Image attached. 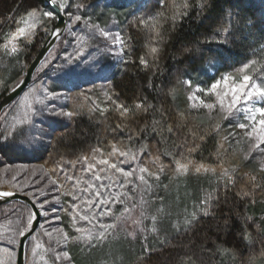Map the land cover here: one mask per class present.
I'll return each mask as SVG.
<instances>
[{
  "label": "trees",
  "instance_id": "obj_1",
  "mask_svg": "<svg viewBox=\"0 0 264 264\" xmlns=\"http://www.w3.org/2000/svg\"><path fill=\"white\" fill-rule=\"evenodd\" d=\"M100 1L68 3L73 14L84 16L86 12L92 22L119 32L128 43L123 59L90 28L84 46L94 51L96 62L82 66L85 54L75 59L74 68L67 67L69 57L74 56L70 52L77 42V29L87 31L78 22L67 27L25 89L44 83L47 94L55 92L58 98L39 109L43 111L38 120L14 126L22 134L14 131L7 141L0 138V191L28 194L38 206L45 202L44 228L32 237L43 236L46 247L55 248L56 253L67 251L70 261L61 258L59 264H96L101 251H86L77 239L67 245L57 243L62 233L77 236L69 215L73 200L67 194L70 188L65 175L87 180L79 170L83 157L95 162L101 157L96 149L108 157L111 145L116 144L120 149L143 150L144 159L159 160L170 170L174 159L190 160L192 166L227 168L232 182L228 177L214 180L212 175H189L196 200L205 189L211 196L207 215L201 212L190 225L174 231L168 227V235L155 243L150 239L144 251L140 241L136 242L118 264H264V154L252 151L248 155L251 144L234 127L233 117L225 118L218 110L210 116L206 110L190 108L192 89L183 83L191 79L193 88H206L221 72L230 71V66L239 67L253 58V52L259 59L264 46V0H207L209 7L199 15L195 0H188L187 16L178 13L183 0H111L103 5ZM37 4L43 10L51 9L45 0H0V55L5 37ZM77 4L84 7L77 11ZM71 20L68 16V26ZM217 20L220 23H214ZM140 21H147V26ZM225 21H230L225 25L231 33L227 43L202 44ZM55 23L52 20L50 26ZM35 33L29 41L20 40L7 66L0 65V101L20 83L23 71L48 37L40 27ZM152 47L158 50L155 54ZM205 47L213 51L200 58ZM141 57L148 61L147 67L140 63ZM23 93L1 113L0 132L11 127L7 116L17 108ZM139 102L144 108H135ZM119 104L128 107V114L121 115ZM62 112L73 116L57 114ZM232 132L235 137L229 135ZM82 182L79 188L84 187ZM23 210L31 209L20 201L0 205V223H8ZM23 226L19 221L13 236H0V243L11 252L18 247ZM45 231L52 232V237Z\"/></svg>",
  "mask_w": 264,
  "mask_h": 264
},
{
  "label": "snow or ice",
  "instance_id": "obj_2",
  "mask_svg": "<svg viewBox=\"0 0 264 264\" xmlns=\"http://www.w3.org/2000/svg\"><path fill=\"white\" fill-rule=\"evenodd\" d=\"M74 2L75 0H73V3ZM47 3L53 6L54 11H44L39 4L30 8L27 11V17L22 18L20 21L24 26L18 27L14 33H10L5 37L6 43L2 45L5 53H16L18 51L16 42L21 39H31L32 36L36 34L34 30L37 27H40L43 30L48 22L56 19L60 16L61 12L67 10L65 14H67L73 21L80 22L85 28H91L93 34H98L99 37L111 44L113 48H116L115 55L123 59V53L128 47V43L119 33L113 32L106 26L102 28L99 24L92 22L91 18L87 17L86 12L84 16L73 14L71 11L72 5L69 4L67 0H47ZM195 6L197 8V15L203 13L205 8L209 7L207 0H195ZM82 7H84V5L77 4V11ZM180 7L183 8L182 12H179ZM189 10L190 5L188 0H183V4L178 6V13L182 16H187ZM230 15L231 14L229 13V16ZM139 23L145 26L148 24L147 21H140ZM214 23H220V21L217 20ZM226 24L230 25V21L221 23V26L217 28L209 38L205 39L202 44H226L231 34L230 28L225 26ZM61 34L62 33L56 29L51 33V35L57 37ZM157 51V48H151L152 54H155ZM211 51H213L212 48L205 47L200 54V58H203L205 52ZM259 52L261 53L259 59L256 58L257 53L253 52V58L247 59L246 62L241 63L239 67L230 66V71L221 72L219 78H213V82L206 88L201 87L200 85H196L195 88H193L191 79L183 82L189 89H192V92L188 97L190 108L196 109L197 111L201 109L206 110L210 116L213 112L218 110L219 112L224 113L225 118H234L236 121L234 127L239 129L242 136L251 144L248 155H251L252 151L264 154V46L261 47ZM82 54L83 53L78 50L74 58L79 59V56ZM69 59L71 60L73 57L70 56ZM140 63L145 67L148 65V61L143 57H141ZM101 71H103V68H101ZM217 71H219V68ZM44 91L46 90H42V94ZM197 93H199V95H197ZM208 97H212L213 99L209 102L207 99ZM50 98H58V94L53 92L51 93ZM40 102L43 103V101ZM24 104L30 106L28 105V97L24 98ZM117 108L121 111L122 116L129 112L128 107L123 104L117 105ZM135 108H144L143 102L137 103ZM57 114L67 117L73 116L72 112H62ZM14 131H16L17 134H22V130L8 127L0 132V138L7 141L13 135ZM169 131H172L171 127H169ZM229 135L235 137L236 133L232 132L229 133ZM227 139L228 138L225 137V140ZM95 151L100 153L102 158L95 162H89V157L87 156L82 158L83 163L79 170L87 176V180L84 182V187L79 188V185L82 182L80 177H77L75 174L65 175V181L69 182L70 188V191L67 194L72 196L73 200L72 210L69 215L73 221L75 232L80 235L70 238L66 232L62 233V239H58L57 243L67 245L70 239L84 240L86 242H91L94 238L98 241L105 239L107 235L116 228V224L104 223L102 222V218L112 217L114 215L113 207L116 204L123 205L121 216H124L125 213H130L132 209L128 207V203L132 202L133 207L136 206L134 201L138 195L137 189L140 186H143L144 192H149L152 187L148 182L149 179H152L153 183H155L156 181H159L160 174L163 173V165H160L155 172L150 171L147 166H139L138 174H136L137 169L132 168L131 166L128 170H125L119 165L124 164L129 160L135 162L137 157L135 154L130 155L129 151L121 150L116 144L111 145L108 157H104L103 150L101 149H96ZM109 157L115 158V162H110ZM247 158L248 156L246 155L245 159ZM174 163L177 173L185 174L188 171L189 165L192 164V161L189 160L187 163H181L179 160L174 159ZM261 169L264 170V161L261 163ZM108 170H113L115 173L119 174L121 179H112L108 175ZM61 171L63 170L61 169ZM195 171L197 173L209 171L214 172L215 169H210L204 164H199L195 166ZM223 175L228 177L229 182H232L227 169L223 170ZM252 179L255 180L256 178L252 177ZM53 183L55 184V181H53ZM78 188L80 194L76 195L75 193ZM5 195H11V193H5ZM245 195L248 194L245 193ZM210 199L211 196L209 194L202 201L203 207L197 209L204 215H207ZM44 203L45 202L40 203V209L44 208ZM140 203H147L142 195L140 196ZM36 215V212H32L26 218L24 222L25 229H28L33 224ZM141 215H143V212H141ZM190 216L191 219L187 217L185 218V226L190 225L192 221L197 219L196 211H193ZM120 218L121 217H115L116 220H119ZM57 219H59V217H57ZM151 219V231L155 232L157 217L153 216ZM81 221L86 222L89 227L86 228L80 223ZM136 223H139V221H136ZM40 227L43 229L44 225L41 224ZM177 227H179V225H177ZM92 229L96 230L95 233H93ZM141 231H144V229H141ZM18 234L25 235V232L20 231ZM44 234L50 238L52 237V232L45 231ZM245 238L247 239V237ZM37 247H40V245H37ZM33 254H36L35 248L33 249ZM61 258L70 261L67 251H63L62 254H55L56 260H60Z\"/></svg>",
  "mask_w": 264,
  "mask_h": 264
},
{
  "label": "rangeland",
  "instance_id": "obj_3",
  "mask_svg": "<svg viewBox=\"0 0 264 264\" xmlns=\"http://www.w3.org/2000/svg\"><path fill=\"white\" fill-rule=\"evenodd\" d=\"M111 0H102L99 3L103 5ZM69 2V0H67ZM51 9H45L44 11H49ZM54 11V10H53ZM67 15V14H66ZM25 16L24 18H26ZM68 18V15H67ZM54 22L57 21V18L53 20ZM75 21L71 20L69 22V26L74 25ZM79 23V22H78ZM52 21L48 22L44 28L47 31V36L51 33V30L54 26H50ZM81 27L83 24H79ZM22 23L18 24V27H23ZM17 27V28H18ZM17 30V29H16ZM14 30L12 33H14ZM35 31V30H34ZM88 32H92L90 28H87V31L80 32L77 29V42L74 48H71V54L74 55L73 59L70 60V64L67 66L69 68H74L75 56L77 51H81L83 54L79 56V60L85 55L84 59H81L80 62L82 66H92L96 60L97 55L94 51H89L85 48L84 44L86 43ZM119 33V32H118ZM48 38V37H47ZM46 38V39H47ZM32 39V38H31ZM31 39H23L29 41ZM45 39V40H46ZM19 42H16V47L19 49ZM6 43V41H5ZM3 54L0 55V65L7 66L8 57L15 55L16 53H5L4 49L2 50ZM75 52V53H74ZM3 55V56H2ZM52 59V57H51ZM23 76L25 75V70L23 71ZM38 87L42 88L39 89ZM42 90H46L42 94ZM28 97V105L24 104V98ZM51 95L47 94V89L45 88L44 83L38 85L30 86L21 96L20 103L18 104L17 108L12 112L10 111L8 114V122L10 123L11 127H19L22 123H31L39 119V112H42L43 109L39 111L40 108L46 106V104L53 100L50 98ZM40 99L43 101L42 106H36V103H40ZM212 100V99H211ZM209 100V102L211 101ZM48 107V106H47ZM125 150V149H121ZM129 151L130 155L135 154L137 159L135 162L128 161L124 164L119 166L123 167L125 170H128L131 166L132 168L137 169L139 166H147L150 171H157V168L160 165H163V173L160 174L159 181L153 183L152 179H149V184L152 185L151 190L147 193L144 192V187L140 186L137 189L138 195L135 198L134 203L136 204L133 207V203L129 202L128 207L131 210L130 213H125L124 216H121V212L123 211V205L116 204L113 207L114 215L112 217H104L102 218V222L104 223H115L116 228L112 230L105 239L103 240H96L95 238L91 242H86L84 240H80V242L84 245V248L87 249L86 251H94L99 250L101 251L100 257L96 264H118L121 261V258L124 255V252L131 250L136 242L140 241V245H142L143 251L149 247L148 241L152 239L153 243L155 240H162L166 237L167 228L177 230L178 228L185 226L184 220L185 218L191 219L190 214L193 211H196V215L200 214L201 212L197 209L203 207L202 201L205 199L207 194V190L203 191L204 193L200 196L199 199H195L193 194V188L189 184V175L195 174L196 176H214V180L220 179L224 180L227 179L223 175V170L227 168L218 169L216 167H209L210 169H215V171L209 172H200L197 173L195 171V166L189 165L188 171L185 174H179L176 171V166L172 170L168 169L169 167L166 166L163 162L155 159H144L143 158V150L133 151V150H125ZM102 157L97 158L99 160ZM110 158V162H115V158ZM124 159V158H121ZM155 161V162H154ZM228 170V169H227ZM170 171V172H169ZM229 172V170H228ZM230 173V172H229ZM108 175L115 180L121 179L119 174L115 173L113 170H108ZM86 180L83 179V182ZM82 182V183H83ZM130 187V186H129ZM160 192V195H159ZM143 196L144 200L147 203L141 204L140 203V196ZM168 195V196H166ZM31 209V208H30ZM42 218L44 216L43 209H41ZM143 212V215H141ZM32 213V210H23L21 211L15 219H11L8 223L3 224L0 223V236L9 237L8 235L13 236L15 234V228L17 222H25L26 218ZM157 217V224H156V231L152 232V219L151 217ZM115 217H121L119 220H116ZM43 220V219H42ZM139 221V223H136ZM86 228L89 227L86 222L81 221ZM41 224H45V222L41 221ZM179 225V227H177ZM41 227L39 226L38 230ZM144 229V231H141ZM26 229L23 228L21 231H25ZM37 230V231H38ZM75 230V228H74ZM93 233H95V229H92ZM38 233V232H37ZM76 233V232H75ZM167 234V235H166ZM80 234L77 233V236ZM44 237L43 236H36L29 239V243H27V258L26 264H59L58 260L55 259V248H48L44 244ZM2 241V238H0ZM19 244V242H18ZM40 245V247H37ZM134 247V246H133ZM18 248V247H17ZM36 249V254H33V249ZM16 254L17 249L11 252L10 247L3 245L0 243V264H16Z\"/></svg>",
  "mask_w": 264,
  "mask_h": 264
},
{
  "label": "water",
  "instance_id": "obj_4",
  "mask_svg": "<svg viewBox=\"0 0 264 264\" xmlns=\"http://www.w3.org/2000/svg\"><path fill=\"white\" fill-rule=\"evenodd\" d=\"M46 4L49 5L52 10H54L53 6L49 3ZM79 24H81L79 22ZM68 27V18L67 15L64 12L60 13V16L57 17V21L51 30V33L54 29L57 31H60L62 34L57 37L55 35L49 34L48 38L45 40L43 46L41 47L40 51L34 58V60L31 62V64L28 66L25 75L23 79L20 81V83L14 87L12 90H10L0 101V115L3 112V110L11 105L29 86L31 83L36 70L41 65V63L44 61L45 57L49 53V51L52 49V47L55 45L57 40L64 34ZM5 193H11V195H5ZM12 201H20L25 204H27L32 212H36V219L33 222V224L26 229L25 235H21L19 239V244L17 248V254H16V264H26V258H27V243L28 240L31 238V236L38 230L41 221H42V212L39 208L38 204L28 195L20 192H4L0 191V205L6 204Z\"/></svg>",
  "mask_w": 264,
  "mask_h": 264
}]
</instances>
